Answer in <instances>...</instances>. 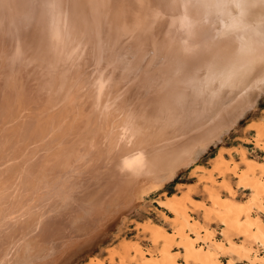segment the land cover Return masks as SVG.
Listing matches in <instances>:
<instances>
[{"label":"rangeland","instance_id":"rangeland-1","mask_svg":"<svg viewBox=\"0 0 264 264\" xmlns=\"http://www.w3.org/2000/svg\"><path fill=\"white\" fill-rule=\"evenodd\" d=\"M4 1L0 0V232H8L11 241L0 242V264H92L96 261L144 264L145 259L136 257L134 251L139 247L152 254L156 253V246L142 225H155L167 232L175 229L174 214L164 206L170 197L182 199L193 190L197 194L195 203L210 204L203 183L193 172L195 166L212 169L215 158L223 149L226 153L242 149L252 159L263 162L264 152L245 141L255 139L258 131L254 127L264 125V93L219 139L203 150L199 145L195 157L181 166L172 178L153 183L154 172H146L145 165H141L139 168L145 169L141 168L137 173H127L131 164H141L143 158L137 157L145 151L143 149L159 143L165 135H174L176 129L185 125L183 120H168V113L158 111L161 108L156 105L149 114L148 102H144L149 98L150 88V91H159L166 82L162 76H166L165 66L170 62L166 63L169 57L165 55L166 51L169 55L171 48L166 47L164 33L161 34L163 37L159 34L161 40L156 38L159 42L154 39L158 37L156 32H165V25L162 32L157 29L150 32L149 26L146 27V38L143 35L139 39L135 37L134 29L129 28L131 24L122 25L128 21H122V24L115 21L112 6L117 0L113 3L112 0H59L60 4L54 0L55 8L60 5L58 12L53 7L54 14L51 12L53 0L47 5H36V0L31 3L29 0ZM71 1H76V5ZM23 5L27 10L22 8ZM42 15L46 16L43 20ZM50 21V27L45 25ZM193 22L191 28L198 26L197 21ZM52 26L56 27L51 29ZM217 26L216 32H221L222 22ZM145 83L150 85L149 89H142ZM135 100L139 102L135 103ZM139 105L141 108L137 110ZM136 111L140 113L136 114ZM147 114L151 116L145 118ZM131 116L135 118L132 120ZM155 119H162L156 131L161 133L153 138ZM145 124L152 129V135L147 132L150 140L145 137L147 133L142 136L143 131L140 132ZM166 127L172 131L167 132ZM134 129H138L136 133ZM139 133L140 141L136 138ZM124 136L128 137L125 139ZM121 161L130 166L123 165V168ZM167 169L156 170L157 178ZM234 185L237 187L238 183ZM250 196L249 192L245 196L241 193L240 200L245 201ZM192 211L197 220L208 223L202 210ZM52 218L59 219L52 221ZM48 220L47 227L38 226ZM209 228L217 232L216 225H209Z\"/></svg>","mask_w":264,"mask_h":264},{"label":"bare ground","instance_id":"bare-ground-1","mask_svg":"<svg viewBox=\"0 0 264 264\" xmlns=\"http://www.w3.org/2000/svg\"><path fill=\"white\" fill-rule=\"evenodd\" d=\"M7 1L8 0L4 2L8 3ZM29 1L28 2L31 3L33 0ZM49 1L51 2L52 0H36V5H44L45 3V5H47ZM58 1L59 0H57V2ZM94 1L97 2L98 0ZM113 1L116 0H112V3ZM54 2L52 4L56 5V2ZM64 2L62 1V3ZM75 2H72L73 5ZM66 4L69 5L70 3ZM105 4H107V2ZM24 5L26 4L24 3ZM24 5L22 8H24ZM53 5H51L52 10L53 7L55 8V5ZM57 6H59L58 9H60V5ZM62 6L64 5L62 4ZM106 6L108 7V5ZM112 7L114 8L115 21L121 24L122 21H128V24L123 23L122 25L129 26V24H131L129 28L134 29V34L136 33L135 37L139 39L145 36L144 31L148 32L145 30L146 27L149 26L150 32L153 31V29L154 31L157 29V31L162 32V30L164 31L162 27L165 25V32L157 33L155 31L158 37L155 35V38L151 36L154 39H159L160 35L164 33L163 35H165L167 42L165 43L167 44L166 47L171 48L170 50L168 49L169 55L168 51L165 50L167 53L165 56L169 57V61H167V58L166 63L170 62L168 63L169 65L165 66L162 64V66L164 65L166 67V70L162 69L166 74V76H162L166 78L163 79L166 80V82L163 81L165 83L163 85L161 81L160 85H163V89L159 88V91L155 92L154 89L151 91V88L149 89V83L151 82L148 83L149 86L146 85L147 83H145L146 86L142 85V89L147 87V89H149V98H146L147 101L144 102H148V113L153 111L156 105L161 108L158 109V111L162 110L168 113V120H183V124L186 126L180 124L182 128L176 129L174 135H165V137L162 135L164 138L160 139V136L159 143L151 147L149 145L147 147L148 149L145 146L147 150L143 149L145 150L143 151L141 149L143 152L139 153L137 157V159L143 158L141 164L139 165L138 162L134 163L133 166L131 164V167L126 170L127 173L128 171L137 173L138 170L140 171V169L143 168L139 167L145 165V167H147L146 172H154L155 178L153 177L154 179L151 180L153 183L163 182L175 176L177 170L181 166L189 163L193 157H195V150L199 145H202V150L206 149L209 144L219 139L223 133L230 130L237 123L238 118H240L248 108L255 105L259 97L264 93V0H117ZM41 8H43V6H41ZM24 9L27 10V7L25 6ZM55 9L58 12V9ZM84 9L85 11L87 10L85 7ZM59 11L61 12V10ZM95 11L97 10L95 9ZM27 12L28 11H24V13ZM51 12L54 14V10ZM73 13H71V16ZM28 14L29 13H27V15ZM60 14L61 13H59V15ZM71 16L69 18H72ZM29 17L27 19H29ZM44 17L46 16L42 15L41 20H43ZM95 17L97 18V16ZM86 20L88 21V18ZM97 20L99 19H96V21ZM61 21L60 25L62 23ZM193 21H197L199 24L191 28L190 25L194 23ZM219 22H222L223 29L221 32H216L219 29L217 26ZM51 23L50 21L49 24L45 25L50 27ZM53 27L55 28L56 26H52L51 29H54ZM196 27H198V30ZM38 31L40 30L38 29ZM46 31H48V29ZM130 32H132V29ZM44 33L46 32L44 31ZM53 36L54 35H52V37ZM116 37H118V34ZM137 38L136 40H138ZM157 39L156 41H158ZM150 41L153 42L154 40ZM139 43L138 41V44ZM143 44H145V42ZM160 49L162 50V48ZM162 74L164 73L162 72ZM145 77L142 78L144 79ZM147 78H149L148 75ZM150 80L152 81V79ZM141 81L142 80L139 82ZM157 85H159V83ZM140 86L141 84L138 87ZM138 87L136 85V88ZM157 87H155V89ZM144 93L147 95L146 92ZM138 94H140V92ZM143 95L142 97L145 96ZM140 99L141 97L139 101ZM139 101L135 100V103ZM144 107L145 106H143V108ZM138 108H141V105L136 109L138 110ZM142 109H140V111ZM140 111H136V114L137 112L140 113ZM132 116H134V114ZM136 116L137 115H135V117ZM140 116L143 115L141 114ZM150 116L147 114L145 118ZM160 117L162 118L163 116ZM156 119L155 121H157ZM162 119L158 120L156 123L154 121L156 126L152 124L154 126L152 129H154L155 132L153 133L155 135L154 137L152 136L153 138L161 133V131L159 133L156 131L157 125L158 123L160 125ZM138 120L143 122L142 119ZM123 123L125 124V121ZM163 123L165 124V121H163ZM173 123L170 124L173 125ZM170 124L168 125L170 126ZM190 124L193 125V127H187V125L189 126ZM125 126L127 127V123ZM129 126L131 127V125ZM175 128H173V131ZM254 128L258 131L257 137L253 140L247 139V141H244L246 143H253L256 148L264 152V125L261 124ZM152 129H149L148 126L146 127L145 124V127L142 128L140 132L143 131V136V133L149 131L151 134ZM167 129L166 131L168 132L170 129ZM137 130H135V133ZM125 131H127V129H125ZM121 134L122 133H120V135ZM123 134L128 135L126 132ZM147 135L149 134H146V138ZM124 137L126 139L128 136ZM140 137L141 133L136 135V138L139 139L138 141L141 140ZM167 138L170 139L166 140ZM127 140L129 139L127 138ZM127 140L123 141L127 142ZM130 144L133 145L132 143ZM129 150H132V148ZM223 150L219 151V156L215 158L216 160L212 169L202 166H195L193 168V172L199 176V182L204 185L207 192V200L210 202L209 205L195 203L194 201L196 199L194 197L197 194H195L193 190H190L182 199L170 197V200L164 204V206L174 214L172 220L175 229L173 232H167L164 228L155 225H142V229L148 231L151 241L156 246V253L152 254L146 253L139 247L134 251L136 257L139 256L140 259H145L144 264H191L192 262L195 264H242L244 260H247V263L244 264H264V157L262 158L263 162H260L252 159L250 155L242 149L241 151L240 149H236V151H229L228 153ZM227 154L229 155L228 157ZM124 160L128 159L125 158ZM116 163L118 167L128 165L127 161L125 162L127 164H122L121 161L120 163L122 166H120L118 162ZM115 165L113 167H115ZM167 167L169 169L165 170L164 174L161 172V177L157 178L158 175L155 171ZM119 171L120 170H118V172ZM133 173L131 174L133 175ZM124 176L127 177V174H124ZM133 181L132 179V182ZM235 182L238 183L237 187L234 185ZM247 192L251 193L250 198L245 201L240 200L242 198L241 193L245 196ZM78 208L79 206L77 205L76 209ZM194 209L202 210L204 220L208 221L207 224L201 223L195 218L192 214V210ZM56 219L59 218H52V221ZM49 223L50 220L44 223L41 222L38 226L44 228L47 227ZM42 224L44 225L42 226ZM212 224L217 226V234L214 230H209V225ZM10 241V234L1 231L0 242L4 243ZM175 246L178 248L176 249ZM122 263H124V261ZM92 264L103 263L96 261L95 263L92 262Z\"/></svg>","mask_w":264,"mask_h":264}]
</instances>
